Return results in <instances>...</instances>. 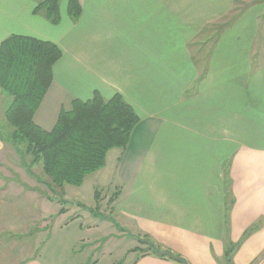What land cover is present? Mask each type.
I'll list each match as a JSON object with an SVG mask.
<instances>
[{"label":"crops","instance_id":"crops-1","mask_svg":"<svg viewBox=\"0 0 264 264\" xmlns=\"http://www.w3.org/2000/svg\"><path fill=\"white\" fill-rule=\"evenodd\" d=\"M36 3L0 0V42L21 34L61 49L34 121L49 129L72 99L95 92L120 94L138 116L127 144L109 149L101 168L103 184L111 177L118 187L109 203L116 216L104 218V227L127 240L130 264H180L146 250L142 239L189 264H222L226 244L238 243L231 264H264V0H79L75 20L60 0L56 23L34 11ZM229 13L208 47L206 40L197 45L199 34ZM49 98L55 113L46 127ZM9 148L0 138V156ZM15 185L12 192L44 199V208L51 201ZM6 193L0 189V264H52L45 232L51 215L63 217L56 231L84 214L87 230L99 227L80 209L79 192L70 198L63 191L62 212L57 205L39 215ZM35 217L43 220L38 228Z\"/></svg>","mask_w":264,"mask_h":264},{"label":"trees","instance_id":"trees-1","mask_svg":"<svg viewBox=\"0 0 264 264\" xmlns=\"http://www.w3.org/2000/svg\"><path fill=\"white\" fill-rule=\"evenodd\" d=\"M36 2L34 11L43 10L52 23L59 20L60 0ZM67 11L77 19L79 0H67ZM60 56L61 49L54 42L28 35L10 34L0 42V89L8 97L3 111L7 131L0 127V138L10 142L22 158L29 156L23 166L30 173L34 164L41 165L46 178L35 177L53 192L64 184L79 186L86 175L102 168L108 150L124 147L138 121L120 94L103 98L95 92L86 100L72 99L68 109H60L51 128L37 124L34 112L52 82V67ZM63 210L61 207L59 212ZM142 242L147 244L146 250L156 254L149 240ZM236 246L238 243L226 244L222 264H231Z\"/></svg>","mask_w":264,"mask_h":264},{"label":"rangeland","instance_id":"rangeland-1","mask_svg":"<svg viewBox=\"0 0 264 264\" xmlns=\"http://www.w3.org/2000/svg\"><path fill=\"white\" fill-rule=\"evenodd\" d=\"M236 7V5H235ZM230 13L223 17L218 22H215L208 27L205 28L203 32L199 34L196 38L197 45L202 41L206 40V48L209 45V41H207L208 37L211 38L212 34L219 29L220 25L223 24L225 18H227ZM218 32V31H217ZM205 36V37H204ZM204 53V51H202ZM201 54V53H199ZM53 98H49L42 107V113L45 114L44 125L46 127H50L51 124H47L50 122V119L53 117L54 112V104ZM8 102V97L5 95L2 99H0V127L4 128L7 131V128L3 126L6 123V119L4 117L3 111ZM4 107V108H3ZM47 118L48 121L47 122ZM51 123V122H50ZM13 150L9 148L6 152L1 155L0 159L2 161V165L0 167V189H5L6 194L14 197V200L17 201L25 213H34L39 215L40 213L50 212L56 209L57 205L60 208L63 205H66V201L63 199V191L70 197H76L79 192V201L82 202L79 206L80 209L86 210L90 212L96 220L99 222L98 229H90L87 230V226L90 224L88 215L84 214V218L77 219L75 222L65 227V231H56L55 223L63 217H57V215H51L48 217L47 225L45 227L46 234L49 235V257H51L52 264H130V259H134L132 254H128L127 240L121 241L118 238L113 239L108 236L106 233L107 226L106 222L103 221L104 218L108 217L111 212L110 202L114 199L115 195H117L118 187H116V181L113 178H108L109 182L103 184V180L105 181L106 175L103 173V170L100 168L93 173H90L85 176L84 181L81 183L80 187H75V185L64 184L62 189H56V191H52L43 183L39 182L36 179V175L45 177L42 173L41 165L34 164L30 171L31 173L23 166V160L25 162L29 161V156L25 155L23 158L17 152V150L12 145ZM104 175V176H103ZM46 178V177H45ZM13 182H16L15 185ZM15 185L16 187L24 190H36L39 191L40 194L49 195L52 197L51 201L47 204V207H43L42 201L44 199H38L35 197L25 196L24 193H15L9 188L10 186ZM19 189V190H20ZM94 191L97 192V203L95 205V200L93 197ZM22 192V191H21ZM19 195V196H17ZM41 195V196H42ZM48 199V198H47ZM70 207H75V200L71 199L69 202ZM95 206V207H94ZM59 208V209H60ZM64 208V207H63ZM116 211L111 214L113 217L116 216ZM115 214V215H114ZM74 217V216H71ZM70 217V218H71ZM81 217V216H80ZM118 217V215H117ZM36 218V227L38 228L43 220L40 217ZM68 218V220H70ZM108 219V218H107ZM67 221V220H65ZM64 222H62L63 224ZM83 224V231L72 230V228L79 227L80 224ZM103 224V225H102ZM105 224V225H104ZM105 230V231H104ZM44 232V233H45ZM70 234V236H67ZM74 234L77 237L76 242H74ZM47 235V236H48ZM79 238V239H78ZM91 239L98 240L99 244H95L91 246L88 242ZM143 243V242H142ZM145 244V243H143ZM145 249L147 245H145ZM94 247V249H93ZM98 259V260H96ZM98 261V262H97ZM132 261V260H131Z\"/></svg>","mask_w":264,"mask_h":264},{"label":"water","instance_id":"water-1","mask_svg":"<svg viewBox=\"0 0 264 264\" xmlns=\"http://www.w3.org/2000/svg\"><path fill=\"white\" fill-rule=\"evenodd\" d=\"M151 246L155 250L157 255H164L170 259H173V260L179 262L180 264H189L188 261L184 257L175 254L174 252H172L169 249H158L152 243H151Z\"/></svg>","mask_w":264,"mask_h":264}]
</instances>
